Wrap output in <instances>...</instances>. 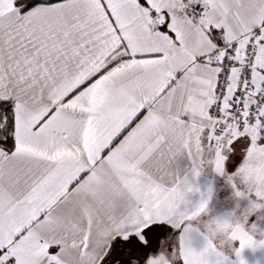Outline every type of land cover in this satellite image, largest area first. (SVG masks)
<instances>
[{
	"label": "snow or ice",
	"instance_id": "obj_1",
	"mask_svg": "<svg viewBox=\"0 0 264 264\" xmlns=\"http://www.w3.org/2000/svg\"><path fill=\"white\" fill-rule=\"evenodd\" d=\"M209 168L264 185V0H0V264H246Z\"/></svg>",
	"mask_w": 264,
	"mask_h": 264
},
{
	"label": "crops",
	"instance_id": "obj_2",
	"mask_svg": "<svg viewBox=\"0 0 264 264\" xmlns=\"http://www.w3.org/2000/svg\"><path fill=\"white\" fill-rule=\"evenodd\" d=\"M181 166H182V170L187 171L191 168V162L188 161L187 159H184L182 160ZM246 181L247 180H245V182H242L241 184V187L242 185H244L243 186L244 191L245 188H247ZM232 182L235 183L236 181H234L227 174H225L224 176H218L214 174L210 168L206 169L205 174H203L196 181V185L200 191L192 195L191 200L195 204L199 201L201 194H203L205 197L210 196L211 198L208 201L207 208L206 210H204V214H206L207 213L206 211L211 208L214 202L218 201L219 203L223 199L222 198L223 194H225L223 191L227 187L231 186ZM237 190L239 191L240 189L238 188ZM202 217H200L198 220L200 227L203 228L204 232L208 236H210L216 242V244H218L221 247H225L229 249L232 248L233 246L232 234L237 228L245 229L248 232V234L253 237V239H256L257 236H259L260 238H264V231L260 233L254 232L251 227L247 226L244 223H241L240 222L241 219L232 220V217L230 216L229 212L226 213L225 215H222L219 218L220 226L218 228H213L212 231H210L208 228H206L205 225L201 223ZM230 220H232L233 223H225V222H229ZM222 222L226 224V226L223 227ZM243 258L246 261V264H264V248H258L255 250L245 249L243 252Z\"/></svg>",
	"mask_w": 264,
	"mask_h": 264
},
{
	"label": "rangeland",
	"instance_id": "obj_3",
	"mask_svg": "<svg viewBox=\"0 0 264 264\" xmlns=\"http://www.w3.org/2000/svg\"><path fill=\"white\" fill-rule=\"evenodd\" d=\"M245 180H247V188H245L244 191V185H242V187L239 188V192L241 193L239 196H237L236 192L238 190H234V182H232L231 186L227 187L223 191L225 193L223 194V199L219 203L218 201L214 202L215 204L213 203L211 208L206 211L207 213L202 217L201 223L205 225L210 231H212L213 228H218L220 226L219 218L228 212L232 217V220L241 219L240 222L251 227L254 232L260 233L264 231V225L249 224L250 217L254 215L259 219V210L260 208L264 207V203H257L256 201L251 200L249 193L258 191L259 195L264 197V185H261L259 188H257L254 181L247 176H240L236 178L235 184L241 185L242 182H245ZM232 220L225 223H233ZM222 225L223 227L226 226V224L223 222Z\"/></svg>",
	"mask_w": 264,
	"mask_h": 264
}]
</instances>
